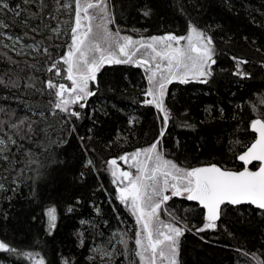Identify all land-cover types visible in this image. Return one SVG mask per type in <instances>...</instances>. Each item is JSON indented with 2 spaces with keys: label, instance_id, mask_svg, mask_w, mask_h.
<instances>
[{
  "label": "snow or ice",
  "instance_id": "snow-or-ice-1",
  "mask_svg": "<svg viewBox=\"0 0 264 264\" xmlns=\"http://www.w3.org/2000/svg\"><path fill=\"white\" fill-rule=\"evenodd\" d=\"M251 4L0 0V264H214L228 241L264 264V0ZM190 91L219 98L199 114Z\"/></svg>",
  "mask_w": 264,
  "mask_h": 264
},
{
  "label": "trees",
  "instance_id": "trees-1",
  "mask_svg": "<svg viewBox=\"0 0 264 264\" xmlns=\"http://www.w3.org/2000/svg\"><path fill=\"white\" fill-rule=\"evenodd\" d=\"M259 4H260V0H252L251 7L258 9ZM221 12H222V14L225 15L226 19H227L228 15H230V14L226 13V11L222 8H221ZM227 22L233 27L240 26L241 31H243L245 29L251 30L245 24V22L242 20H237L235 18H232L230 20H227ZM143 23H144V21L140 22V24H143ZM124 24H125V26H128L129 22L125 21ZM131 24L135 25L136 27L140 26V24H136L135 21H132ZM170 27L180 28L181 24L179 21H173L170 24ZM153 31H155L154 28H153ZM133 35H135V34H133ZM62 39L63 38H61V42H62ZM0 67H3V65L0 64ZM141 77H142V70L135 69V68L130 70V79L133 81V83L139 85L142 82ZM260 82H261L260 78H257L256 83L259 84ZM217 87L219 89V94H224L228 91V85L226 82H221V84L217 85ZM129 90H131V85H129ZM232 90L234 91L235 88L233 87ZM244 91H247V90H242V94ZM218 98H219V95H213L210 97L201 96L199 99H197V97L191 91L184 93L185 103L190 104L193 111L197 112L199 114H202V113H200V109H202L204 104L212 103ZM109 103H111V102H109ZM125 103H127V102H125ZM148 119L151 120V117H149ZM109 127L111 128V125ZM117 127H118V125H117ZM147 130H148V128L146 126L145 131L147 132ZM175 131H176V133L181 135L182 140L187 138L188 142H191V136L193 134L183 133V132H181L180 129H176ZM150 139H151V135L149 134L147 136L141 137L139 139V143L145 144ZM135 145H136V141L133 140L132 145L129 146L130 149L132 146H135ZM108 183H109V181L107 179H105V184L107 185ZM100 199L104 200V197L101 196ZM105 211H108L107 206H105ZM121 213L123 215L127 216V214L123 211L122 208H121ZM74 224H75V221H68V220L62 221V226L60 227L59 234L57 237L58 243H59V241H64V243H66V244L70 243V233L73 231V225ZM113 224H115V221H113ZM20 239H24V237H20ZM228 243H231L233 245V248H224L221 246H213V250H211L207 253L208 258L210 260L214 261V264H242V262L246 261L247 258H245L242 254L237 253L233 250L234 247L237 246L236 242L235 241H228ZM246 246H247V248L255 251L259 248V242L255 239H253L252 237H249V240H248ZM260 251L264 252V249H260Z\"/></svg>",
  "mask_w": 264,
  "mask_h": 264
}]
</instances>
